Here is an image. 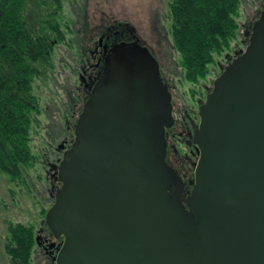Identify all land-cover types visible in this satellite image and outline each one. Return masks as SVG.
Returning a JSON list of instances; mask_svg holds the SVG:
<instances>
[{
	"label": "water",
	"instance_id": "95a60500",
	"mask_svg": "<svg viewBox=\"0 0 264 264\" xmlns=\"http://www.w3.org/2000/svg\"><path fill=\"white\" fill-rule=\"evenodd\" d=\"M198 116L183 198L166 162L174 118L160 64L138 42L111 50L55 166L43 222L63 238L55 264H264V11Z\"/></svg>",
	"mask_w": 264,
	"mask_h": 264
},
{
	"label": "rangeland",
	"instance_id": "374dc122",
	"mask_svg": "<svg viewBox=\"0 0 264 264\" xmlns=\"http://www.w3.org/2000/svg\"><path fill=\"white\" fill-rule=\"evenodd\" d=\"M43 1L44 5L32 6L28 11L27 21L35 32L42 28L47 30L46 26L56 21L55 4L52 0ZM62 1L58 20L66 33V41L55 47L50 67L39 65L41 75L34 84L40 104V113L34 116L31 128L34 163L23 168V176L16 182L0 172V264H10L3 247L8 223L33 226L37 233L45 220L43 210H48L53 203L52 175L57 177L55 150L66 133V120H69L67 125L72 126L82 110L83 96L78 90L81 89L82 67L88 59L93 61L91 51L102 33L127 24L140 41L152 49L164 77L174 86L178 103L196 111L198 101H203L207 95L205 86L211 87L221 73V64H227L228 55L234 56L235 51L245 50L253 23L264 11V0H241L237 39L228 52L215 57L209 75L198 84H192L184 79L180 55L173 45L170 0ZM33 264H48L37 246Z\"/></svg>",
	"mask_w": 264,
	"mask_h": 264
},
{
	"label": "trees",
	"instance_id": "16d2710c",
	"mask_svg": "<svg viewBox=\"0 0 264 264\" xmlns=\"http://www.w3.org/2000/svg\"><path fill=\"white\" fill-rule=\"evenodd\" d=\"M52 1L56 21L35 32L28 11L45 1L0 0V172L12 182L35 160L30 141L40 113L34 90L39 65L50 67L55 47L66 41L58 20L63 1ZM240 5L241 0H170V33L187 82L205 79L215 57L230 50L239 33ZM36 236L33 226L8 223L3 247L10 264H33Z\"/></svg>",
	"mask_w": 264,
	"mask_h": 264
},
{
	"label": "flooded vegetation",
	"instance_id": "af4514ba",
	"mask_svg": "<svg viewBox=\"0 0 264 264\" xmlns=\"http://www.w3.org/2000/svg\"><path fill=\"white\" fill-rule=\"evenodd\" d=\"M248 36V34H247ZM138 42L141 46H146L140 41V39L133 33V31L128 27V25H119L113 28L107 29L105 33H102L99 37L98 42L95 44L91 55H93V61L89 59L82 67V74L80 75V84L81 89H78L83 96V102L87 101L90 93L92 92L95 84L103 76V71L105 67V60L111 50L118 44L126 43L132 45ZM247 43V42H246ZM149 48V47H148ZM246 48V45H245ZM154 57L157 59L152 49L149 48ZM242 49L234 52V56H227V64L220 66V71L230 64L236 56H238ZM161 77L169 88V91L172 95V105H173V118L174 124L171 128L166 130V140H167V154L166 162L172 167L182 178L184 183L182 193L183 198H187L190 195V192L193 189V186L190 184L194 181V173L196 164L199 159V150L194 144L193 135L195 130L198 128L200 123V118L198 116V109L205 101V99L198 101L197 110H193L190 106L180 105L173 93L174 86L169 82L167 78L164 77L162 66L160 64ZM220 73V74H221ZM219 74V76H220ZM214 82V81H213ZM213 82L211 87L205 86V90L208 93L211 92L213 88ZM206 95V96H207ZM206 98V97H205ZM84 104L82 110L84 108ZM78 112L77 119L72 126L67 125L69 120L65 122L66 133L64 134L61 145L55 150V163L58 165L62 160L63 154L68 150L74 140H75V124L82 113ZM55 168V167H54ZM53 182L51 183L52 188V199L57 188L61 186L59 180L56 176L52 175ZM38 242L36 241V246L42 254V257L45 259L48 264H55V258L58 254V250L62 244L63 238L56 239L48 227L42 223V226L37 232Z\"/></svg>",
	"mask_w": 264,
	"mask_h": 264
}]
</instances>
